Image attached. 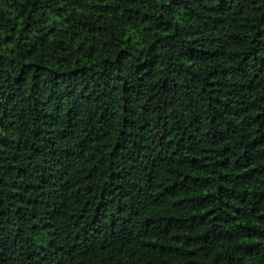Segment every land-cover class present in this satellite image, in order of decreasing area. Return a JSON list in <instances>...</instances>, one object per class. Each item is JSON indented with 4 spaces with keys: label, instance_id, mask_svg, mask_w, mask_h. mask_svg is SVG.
<instances>
[{
    "label": "trees",
    "instance_id": "trees-1",
    "mask_svg": "<svg viewBox=\"0 0 264 264\" xmlns=\"http://www.w3.org/2000/svg\"><path fill=\"white\" fill-rule=\"evenodd\" d=\"M0 264H264V0H0Z\"/></svg>",
    "mask_w": 264,
    "mask_h": 264
}]
</instances>
